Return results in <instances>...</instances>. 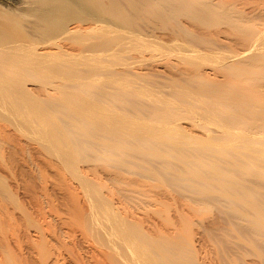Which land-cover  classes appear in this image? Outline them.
I'll list each match as a JSON object with an SVG mask.
<instances>
[{
    "label": "bare ground",
    "instance_id": "bare-ground-1",
    "mask_svg": "<svg viewBox=\"0 0 264 264\" xmlns=\"http://www.w3.org/2000/svg\"><path fill=\"white\" fill-rule=\"evenodd\" d=\"M235 1L232 0L234 2L232 3L227 0H0V153L2 155L6 150L8 153L13 151H10L11 144L9 143L8 148L6 144H8L7 139L10 137L11 131L13 134V129L17 130L18 134L22 133L20 136L33 139V142L42 145L40 147H43L44 151L47 150L50 154L55 155L74 176L73 180L79 181L83 192L81 204L85 203V205L83 207L81 205V211L80 201L76 199L77 201L74 202L73 199V202L78 203L79 207H77L78 204H75L76 208H71L75 210L72 212L73 214L70 213L73 216H71L72 219L68 217V222L73 220L72 222L76 226L72 225V222L69 225L71 224L77 229L80 228L81 235L85 240L90 239L91 244L94 245H91L90 241L84 240L85 244L87 242L94 250L89 251L90 254L88 253L86 258L82 257L78 251L80 254L75 258L78 260L77 264L202 263L197 257L198 251L195 247L196 236L192 229L195 222L188 220L189 217L186 216L188 213L183 215L181 211L180 213L176 211L179 213L177 216L182 217H178V220L184 223L179 222L182 224V226L178 225L179 229L177 225H174L178 221L174 222L175 219L172 221L174 223L170 221L173 220L170 218L172 212L167 210L168 203L165 202L163 205H166L164 207L170 214H167L165 209L160 210L159 207L161 212L159 213V210L157 212L161 218L149 222L146 220L147 223L139 215L137 218V215L133 216L125 210L122 212L120 207L114 204L113 199L110 200L109 196L107 197L103 193L102 187L105 188V184H100L99 182L102 181L95 177H89V172L86 173L83 169H79L78 164L83 158V151L91 152L90 156L95 154L94 158L96 159L102 157L103 160L112 161V164L109 163L111 167H115L114 164L116 167L121 165L127 172H133V175L136 169L133 167L134 164L136 166L140 162L136 161V158L139 157L134 156L135 152H140L138 154L143 152L141 156L147 155L149 160L151 158L150 161L153 157L154 159L159 158V160L157 159L158 163L155 160L157 163L155 165H153L155 162H152L153 164L148 167L146 165L136 166L139 171L136 170L135 174H139L140 179L145 176L152 178L153 181L156 179L158 183L160 180L165 185L167 183L176 186L181 183L184 188L185 186L190 188V193L202 196L198 205H204L203 209L206 205L209 206L212 200H215L216 203L219 202L223 208L226 207L224 211H226L229 220L227 217L228 222L225 221L226 219L224 221L229 226L226 225L227 223L223 224L229 227L228 233L235 232L236 237L233 238L230 233L229 237L231 235L233 240L236 239L230 242L226 238L227 245L222 248L223 250H221L225 244L222 245L223 240L220 238L221 242L218 239L220 243L216 241L221 245L220 247L217 244L221 250V253L219 249V251L216 250L217 253L219 252L218 257L215 255L218 258L215 259L218 260L217 263L247 264L246 255L249 252V256L251 253L259 260L260 264H264V250L262 251L264 246H260L264 245V189H262L264 187H260L264 183L259 184V187L256 186L258 184H252L257 179L258 183L260 180H264V13L259 16L262 17L261 20L257 15L260 12L255 14L256 11L253 9H251L252 12H249L250 10L247 11L246 7L239 8ZM149 16L151 20L154 17L155 21L156 19L158 22L162 21V24L165 22L167 27L170 26L167 22L175 24L174 28V25L170 26L174 33L171 34L172 37L169 40L173 43V48H169V45L166 44L168 41L162 37L145 38L149 33L146 31V34L144 33L146 36H142L144 28L138 29L141 34L136 32L137 28L142 27L141 23L145 21V24L150 19ZM182 16L192 19L193 22L198 20L200 21L198 23L202 22L205 27L211 25V29L213 26L219 27L220 25L219 29H221V25L223 27L227 25L226 27L230 29H224V31L233 30L235 33H233L235 35L233 38L240 39V41L236 42L235 40L234 42L238 45L243 41L242 44L245 43L242 45L245 46L244 51L238 50L241 44L236 47H231L230 44L229 47L233 48V53L226 57L222 56L218 51L221 43L218 42L220 46H216V48L212 46L213 49L209 50L208 53L211 54L208 56L206 52H203L205 48H202L203 51H201L202 49H198L196 44L203 40H210L211 34L208 37L205 35V40L203 34L198 35L199 32L197 35L202 39H199L198 36L196 39L195 33L187 30L182 20L179 23ZM155 21L154 23H156ZM138 23L140 27H138ZM149 25L150 29L152 26ZM188 25L186 24V26ZM220 34L218 35L217 32L220 40L211 38L222 41ZM185 35L200 42L194 43V45L193 42H190L192 45L182 42L183 45L180 39ZM217 35L216 32L214 35L212 32V36ZM187 37L184 38L187 39ZM212 39L211 42L214 41ZM222 42L225 45V42ZM218 43L216 42V45ZM212 44L214 45V43ZM242 46L240 48L243 49ZM148 49L149 51L159 50L160 53L167 54L172 51L178 57L180 54L181 59L185 57L191 68H196H193L194 71L191 68V70L185 69L187 71L184 70L183 73L181 71L180 75L184 74L182 81H180L181 76L179 79L177 76V80L172 77L169 84L165 82L166 85L154 82L153 78L152 81H149V78L146 81L144 72L132 70L131 64L136 60L129 61V59L138 57L141 59L143 57L141 55ZM135 51H139L135 53L137 54L136 58L132 54L130 57H133L130 58L129 53L134 54ZM204 59L207 62L211 61V65H214L211 68L214 70L213 73L202 70L204 68L200 69L201 65H204ZM141 60L137 62L141 63ZM158 63L161 62H157V65ZM150 75L152 74L150 73ZM162 82L164 83V81ZM184 119L193 123L189 126L191 129L181 125L180 122ZM195 127L200 128L199 130L202 129V134L194 132L192 128L198 130ZM12 134L11 138H13ZM15 134H17L16 131ZM18 134L16 136L19 138ZM38 145H36L37 148H39ZM18 148L20 147L18 146ZM22 149L25 150V147ZM93 152L94 154H92ZM176 152H180L179 155L176 156ZM97 153L101 155L100 158ZM88 156L85 158H89ZM145 156L143 157L145 158ZM85 158L82 160L84 161ZM92 159L89 160L92 161ZM172 159L177 160L178 164L173 163ZM111 170L114 171V169ZM166 175L171 177H165ZM116 180H119V177ZM171 186L167 187L171 188ZM178 186L180 187V184ZM8 188L6 183L0 180L1 191L9 195ZM173 189L177 190V188ZM70 190H72V194L67 195L72 198L73 189ZM178 191H180L179 188ZM142 193L140 194L142 195ZM144 194L146 193L144 192ZM199 196L197 199H200ZM131 197L133 196L131 195ZM195 197H192L193 200ZM197 199L195 198L196 201H198ZM208 199H211L209 204ZM153 202L156 203L155 199ZM169 206L171 208L173 205ZM191 206L193 207V204ZM84 207L85 209H83ZM175 209L177 210V208ZM163 210L164 213H162ZM191 210L193 209L191 208ZM225 216L226 214H224ZM73 217L76 219L74 220ZM224 225H219L224 228H222L223 230L220 228L222 230L220 232L227 237L228 234H225L227 229L225 230L226 226L224 227ZM238 227L239 229L243 227L241 230H246L247 233L242 234L243 231H239ZM72 228L71 230L75 232ZM210 230H213L215 234V228H210ZM44 235L41 236L42 238L38 236L39 240H42ZM39 240L33 239L35 242ZM35 242L34 245H36ZM39 242L41 243L40 245L38 243L37 247L41 249L40 246L44 247L43 245L45 243L47 245L49 241ZM73 242L72 244H75L76 241ZM49 245L48 248L46 247L48 250ZM44 251L47 252V250ZM71 253L73 252L71 251ZM8 259L11 258L8 257ZM63 259L57 256L48 262L50 264H67ZM44 260L47 261V259ZM24 261L26 262V260ZM46 261L42 260V263L39 262V264H46ZM10 262L11 260H8L7 264H11Z\"/></svg>",
    "mask_w": 264,
    "mask_h": 264
},
{
    "label": "rangeland",
    "instance_id": "rangeland-1",
    "mask_svg": "<svg viewBox=\"0 0 264 264\" xmlns=\"http://www.w3.org/2000/svg\"><path fill=\"white\" fill-rule=\"evenodd\" d=\"M226 1V0H225ZM232 2V0H227V2ZM245 0H236L235 2H237V4H236V6L237 7H239V8H244V7H246L245 9L247 10V11H249V12H252L251 11V9H253V11H256V12H254L255 14L256 13H259V14H257L258 15V18H260L261 20H262V17H259V16H262V14L261 13H264V0H246L245 2H244ZM248 1V2H247ZM239 2V3H238ZM243 2V3H242ZM232 3H234V2H232ZM250 3V4H249ZM245 4H247V5H245ZM253 13V14H254ZM264 15V14H263ZM256 16V15H255ZM150 17V16H149ZM148 17V18H149ZM151 17H152V15H151ZM151 17H150V19H148V21H149V23H148V21H146V23H148V24H144V22L143 23H141L140 24V26H142V27H140L139 26V23L137 24L138 25V27H140V28H137L136 30V32H138V33H140L141 34V32L140 31H138V29L139 30H141L142 28H144L143 30L144 31H142V36H146L145 34V31L146 32H149V33H147L148 34V37L146 36L145 38H148V39H150V38H152V36H157V37H162L164 40H166V41H168L166 44L167 45H169V48H171L172 47V44L173 43H171L169 40H170V38L172 37V33H173V28L175 27V24L174 23H172V22H167V24H169L171 27L173 26V28L171 29L170 28V26H166V23L165 22H163L164 24H162L161 22H158L157 21V19H156V21H155V19H153L152 18V20H151ZM257 17V16H256ZM264 19V18H263ZM181 20L185 23V24H183V22L181 23V25L183 24L184 25V27L187 29V30H189V31H191V32H193V33H195V35H196V39H197V36L198 35H204L203 37H205V40H206V36L208 37V36H210V34H211V36H210V40L209 39H207L208 41H204V43H203V41H201L202 42V44H201V42L200 41H197V42H200V43H198V44H196L197 42H196V39H195V41L194 40H192L191 39V36L190 35H188V36H190L189 38L187 37V35H185L186 37H187V39L186 38H184L185 36H183L180 40H181V44H183V43H188L187 45H189V44H191L192 45V43H190V42H193V45H194V43L196 44V46H197V48L199 49V48H205L204 49V51H203V49L201 50V51H203V52H206L207 54H208V56H209V54H211V53H208L209 52V50H211V49H213V47L214 48H216V46H220V44L218 43V42H220L221 43V46H220V48L218 49V51H220V55H222V56H229L230 55V53H233V48H231V47H236V45H237V40H238V38H236V37H234L233 38V36H235L234 34V31L232 30H227V31H224V29L226 30V29H230V28H227L226 26L227 25H225L224 27H223V25H221V29H219L220 28V25H219V27H217V26H213V28L215 29H211L210 28V26L208 25V27H207V25H206V27L205 26H203L202 25V22L201 23H198V22H200V21H198V20H195V22H193V20H192V22H191V20L187 17H185V16H182V18L180 17V19H179V23L181 22ZM189 22H187V21ZM153 21V22H152ZM154 21L156 22V23H154ZM197 21V22H196ZM171 23V24H170ZM190 23H192V24H190ZM197 23V24H196ZM144 24V25H143ZM149 24H151V30L149 29V27H150V25ZM154 24V25H153ZM158 24V25H157ZM177 24H178V21H177ZM186 24L188 25V26H186ZM201 25V26H200ZM155 26V27H154ZM165 26V27H164ZM191 26V27H190ZM146 27H148V28H146ZM157 27V28H156ZM162 27H164V28H162ZM189 27H190V29L192 28V30H190L189 29ZM199 27V28H198ZM203 28V29H202ZM204 28H206V29H210V30H212L211 31V33H210V30H206V29H204ZM167 29V30H166ZM171 29V30H170ZM216 29H218L217 31H216ZM159 30V31H158ZM204 30V31H203ZM221 30V31H220ZM155 31V32H154ZM197 33H196V32ZM220 31V32H219ZM231 33L232 32V34H230L229 32ZM160 32V33H159ZM201 34H200V33ZM209 32V33H208ZM212 32H213V35L215 34V32H216V35H217V32H218V35H219V33H221L220 35H221V39H222V41H224L225 42V45H224V43L222 42V41H219L220 40V36H212ZM224 34H223V33ZM228 32V33H227ZM145 33V34H144ZM151 33H153L152 35H151ZM168 33V34H167ZM199 33V34H198ZM234 33V34H233ZM144 34V35H143ZM151 36H150V35ZM158 34V35H157ZM174 34V33H173ZM198 34V35H197ZM209 34V35H208ZM206 35V36H205ZM200 36H198L199 37V39H202V38H200ZM194 37V36H193ZM214 38V39H219L218 41H216V40H214V39H212V38ZM217 37V38H216ZM183 39V40H182ZM184 39H186V40H184ZM204 39V38H203ZM211 39L212 40H214L213 42H211ZM179 40V41H180ZM192 40V41H191ZM236 40V42H234ZM186 41V42H185ZM219 44H217L216 45V42ZM231 41V42H230ZM238 41H240V39L238 40ZM183 42V43H182ZM206 42H207V44H206ZM228 42H229V44H228ZM242 42L243 41H241V43H239L237 46H240V44H241V46L242 45H244V44H242ZM169 43H171V44H169ZM212 43H214V45L212 44ZM223 43V44H222ZM233 43V44H232ZM180 44V45H181ZM210 44H212L211 46H210ZM227 44V45H226ZM232 46H231V45ZM179 45V46H180ZM184 45V44H183ZM186 45V44H185ZM186 45V46H187ZM205 45V46H204ZM176 46V45H175ZM200 46H202V47H200ZM204 46V47H203ZM213 46V47H212ZM226 46V47H225ZM229 46H231V47H229ZM240 46V47H241ZM212 47V48H211ZM239 47V49H238V47H237V49L238 50H240V51H244V47L245 46H242L243 47V49L242 48H240ZM173 48V47H172ZM210 48V49H209ZM232 50V52H230L231 50ZM149 49H152V48H149ZM149 49H148V51H144V53L141 55V56H143L141 59H138L139 57V54H138V58L137 59H129V61H134V60H136L135 62H133V63H135V64H131L132 65V70L133 71H135V69H136V71L135 72H140V73H143V74H145V76H146V81H148V78H149V81H154V82H156V83H162L161 85H166L168 82H169V80H171V78L172 77H175L176 78V80H177V76H178V79L180 78L179 76H181V79H180V81H182L183 79V75H180V74H182L183 72H185V71H187V70H189L190 68H191V65H190V63L189 62H186V59H185V57H183L184 59H185V61H184V59L182 58L181 59V56H180V54H178L179 55V57L177 56V54L176 53H173L172 51H170V54L168 53H163V52H161L160 53V51H159V53H158V51L156 50H150L149 51ZM238 50H236L237 52H239ZM139 51H135L134 52V54L131 52V53H129V57H130V55L132 54V55H134V58H136V56L135 55H137V54H135V53H138ZM155 53V54H154ZM163 53V54H162ZM235 53V52H234ZM157 54V55H156ZM162 54V55H161ZM153 55H155V56H153ZM140 56V57H141ZM152 56V57H151ZM158 56H161V57H158ZM170 56V57H169ZM131 57H133V56H131ZM130 57V58H131ZM155 57V58H154ZM178 57V58H177ZM157 58H159V59H157ZM180 58V59H179ZM167 61H166V60ZM138 60H141V63L140 62H137ZM152 60V61H151ZM205 60V59H204ZM146 61V62H145ZM144 62V63H143ZM148 62V63H147ZM157 62H161V63H158V65H157ZM177 62V63H176ZM183 62H185L186 63V65H185V63H183ZM204 62V61H203ZM202 62V63H203ZM206 62V63H205ZM205 62H204V65L202 66L201 64V68L200 69H202V68H204V69H202V70H205V71H207V72H210V73H213L214 72V70L213 69H211L212 68V66L214 67V65H211L212 63H210L211 61H208L207 62V60H205ZM138 63V64H137ZM166 63V64H165ZM170 63H171V65H170ZM179 63V64H178ZM140 64V65H139ZM141 64H143L142 66H141ZM149 64V65H148ZM152 64V65H151ZM160 64H162V65H160ZM213 64H215V63H213ZM135 65V66H134ZM181 65V66H180ZM184 65V66H183ZM190 65V66H189ZM210 65V66H209ZM172 66V67H171ZM186 66H188V67H186ZM193 66H194V64H193ZM192 66V67H193ZM176 67V68H175ZM197 67V68H198ZM178 68V69H177ZM193 68H196V67H193ZM193 68H191L192 69V71H194L193 70ZM181 69V70H180ZM185 69H187V70H185ZM190 69V70H191ZM143 70V71H142ZM174 70V71H173ZM185 70V71H184ZM148 71V72H147ZM150 71V72H149ZM155 71V72H154ZM160 71V72H159ZM181 71H182V73H181ZM147 74H146V73ZM154 73V75H158V77H156V76H154L153 75V73ZM157 72V74H155ZM163 72V73H162ZM188 72H190V71H188ZM150 73L152 74V75H150ZM165 74H166V76H165ZM160 75V76H159ZM174 75H176V76H174ZM149 76V77H148ZM151 76V77H150ZM168 76H170L169 78H168ZM154 77H156L155 79H154ZM161 77V78H160ZM153 78V79H152ZM166 78V79H165ZM174 78V79H175ZM145 79V78H144ZM152 79V80H151ZM157 79H158V81H157ZM160 79H162V81H164V83L162 82V81H160ZM163 79H165V80H163ZM165 82H167V83H165ZM169 84V83H168ZM164 89H166V88H164ZM191 122V121H190ZM181 123V125L183 126H186V127H189V126H191L192 124L191 123H189V121H186L185 119L183 120V121H181L180 122ZM186 124V125H185ZM190 129H191V127H189ZM195 128H198V127H195ZM11 129H13L12 127H11ZM200 128H198V130L197 129H193L192 128V130L194 131V132H196V133H199V134H202V132L203 131H201V130H199ZM16 131V133L18 134V131L17 130H15ZM15 131H14V129H13V134H12V131H11V133H10V137H8V139H7V143L8 144H6L7 145V148L9 147V145L11 144V146H10V151L11 150H13L14 151V149H16L13 153L11 152H7V150L5 151V153L4 154H2L1 155V153H0V180H2L3 182H5L6 183V185H7V188H8V190H9V192L10 193H8L9 195H7L6 193H4V192H2L1 190L2 189H0V192H1V194H0V261H1V259H3V261H1V264H7V261L9 260H11V264H39V262L40 263H42V260H43V262H45L46 260H44V259H47V263L46 264H50L49 262H51L52 261V259H54L55 257H57V256H60V257H62V259H63V257H65L63 260H65V262L67 263V264H77L76 262L78 261L77 259H75V258H77L76 256H78L80 253V255H82V257L84 256V258H86L85 256L86 255H89L90 253H89V251H92V247H91V245H94V244H91V242L92 241H90V239L89 240H85V238L83 237V235H81V230H80V228H78L77 229V227H75L76 225H75V223L74 222H68V220H69V218L70 219H72L71 218V216H73V215H70V213L71 214H73L72 212H74V210L75 209H71V208H76V206H75V204L77 205L78 203H74L75 201H77V200H79L80 202H79V204H80V207H81V203H82V199H83V195H82V188H81V186H80V184H79V181L78 180H73L74 178V176L70 173V171H68V169L64 166V164H62L59 160H58V158L55 156V155H53V154H50V152H48L47 150H45L44 151V149H43V147H40V146H42V145H38V143L37 142H33L34 140L33 139H30V138H28L27 136V138L24 136V137H22V136H20V135H22V133L20 134H18V136H19V138L16 136L17 134H15ZM11 134L13 135V138H11L12 136H11ZM14 136H16V137H14ZM21 137V138H20ZM22 138H24V139H22ZM11 139V140H10ZM14 140V144H13V140ZM28 139V140H27ZM18 140H19V142H18ZM29 140H30V142H29ZM32 140V141H31ZM12 141V142H11ZM23 141H24V143H23ZM16 142V143H15ZM33 142V143H32ZM10 143V144H9ZM19 143H21V144H19ZM23 143V144H22ZM13 144V145H12ZM16 144H17V146H16ZM32 144V145H31ZM130 144H132V143H130ZM27 145V146H26ZM36 145H38V147L40 148H37V146ZM129 145V144H128ZM133 145H136V144H134L133 143ZM15 146V147H14ZM18 146L21 148H18ZM32 146V147H31ZM14 147V148H13ZM25 147V150L24 149H22V148H24ZM31 148H33V149H31ZM42 148V149H41ZM31 149V150H30ZM29 150H30V152H29ZM19 151V153H17ZM23 151H25V153H23ZM39 151V152H38ZM32 152V153H31ZM134 152V151H133ZM17 153V154H16ZM30 153V154H29ZM39 153V154H38ZM82 153H84L83 154V158H85V157H87L88 155V157L89 158H85L86 159V161H85V159H84V161L82 160V159H80V161H79V164H78V166H79V169H83V171H86V173L87 172H89L88 173V175H89V177H92V178H94L95 177V179H97V180H99V181H102V182H99L100 184L101 183H104L105 184V188L104 187H102V190H104V194L108 197L109 196V199L110 200H112L113 202H114V204H117L119 207H120V210L122 211V212H124V210H125V212H129V214H133V216H135V215H137L136 217L138 218V215H139V217H141L145 222H146V220H148V222L149 221H153L154 219H158L159 220V218H161V217H159V213L161 212L160 210H162V209H165V211H169L170 213H171V215H170V218H172L173 220H170L171 222L172 221H174V219H175V221L174 222H176V221H178L177 222V224L175 223L174 225L176 226H182V224L181 223H179V222H182L181 220H178L179 218H182V217H180V216H177V215H179V213H180V211H181V213L183 214V215H185L186 213H188V214H186V216L187 217H189L188 218V220L190 221V222H195V223H193V226L194 227H192V229H193V232L195 233V235L194 236H196L195 237V247H196V249H197V251H198V254H197V257H199L198 259H199V261H201L203 264H215V263H217V261L215 260L217 257H218V253L220 252L221 253V250H223L222 248L224 247V246H226L227 244H226V241H227V239L228 240H230V242H231V240L232 241H234L233 240V238L234 237H236V235H234L235 234V232H233V233H230L231 235H232V237H231V235H230V237H231V239H230V237H229V233L227 232V231H229L228 230V228L229 227H227V226H229L228 225V220H229V217H228V215H227V213H226V211H224V208H226L225 206H224V208L221 206V204L219 203V202H217L216 203V201L215 200H212L211 201V203H210V200L211 199H208L207 201H208V204H209V206L208 205H206V207L203 209V207H204V205L203 206H199L198 205V202H200L199 200H201L202 199V196L200 197L199 195H196V194H194V193H190V188L188 189V187H186L185 186V188L181 185V183H179L180 184V187L178 186V185H176V186H178V187H176L175 185H168L167 183H166V185H165V183H163V182H161L160 180H159V183H158V181L155 179V181L157 182H155V181H153L152 180V178H147V177H143V178H141L140 179V175L139 174H135V172H136V170L137 169H139L138 167H136V166H145L146 165V167H148V166H151L154 162H155V160H159V158H157V159H154V157L152 158V161H150L151 160V158H150V160H149V157H147V155L145 156V155H142L141 156V154L143 153H141V154H138V153H140V152H135V155H134V153H133V155L134 156H136V157H139V158H136V161L137 162H139L138 164L139 165H136L135 166V164H134V168H136L134 171V175H133V172H130L129 173V171L127 172L126 170H124L125 168L122 166L121 167V165L120 166H117L116 167V164H114L115 165V167H111L110 165L112 164L111 162L112 161H110V162H108V160H106L105 158V160H103V159H101L100 158V156L101 155H99L98 153V155H99V158L100 159H98V157H97V159L96 158H94V152L92 153V154H94L92 157L90 156V154H91V152H88V153H85L84 151L82 152ZM96 153V152H95ZM116 154H117V152H115ZM114 153V154H115ZM119 153V152H118ZM173 153V152H172ZM171 153V154H172ZM177 154H176V156L177 155H179V153L178 152H176ZM38 154V155H37ZM44 154V155H43ZM47 154V155H46ZM96 154V155H97ZM113 154V155H114ZM115 154V155H116ZM119 154H121V153H119ZM145 154V153H144ZM164 154V153H163ZM167 154V153H166ZM97 155V156H98ZM112 155V154H111ZM165 155V154H164ZM170 155V154H169ZM173 155V154H172ZM174 155H175V152H174ZM22 156V157H21ZM45 158H44V157ZM117 156V155H116ZM142 158H144L143 156H145V158L144 159H142ZM27 157V158H26ZM41 157V158H40ZM47 157V158H46ZM147 157V158H146ZM151 157V156H150ZM168 157V156H167ZM5 158V159H4ZM93 158V159H92ZM133 158H135V157H133ZM3 159V160H2ZM52 159V160H51ZM92 159V161H90V160ZM95 159V160H94ZM139 159V160H138ZM154 159V160H153ZM169 160L171 159V157L169 156V158H168ZM37 160V161H36ZM83 162H82V161ZM94 160V161H93ZM98 160V161H97ZM100 160V161H99ZM143 160H146V161H143ZM158 160L156 161L157 163H158ZM88 161V162H87ZM97 163H96V162ZM102 161V162H101ZM136 161H134L135 163H137ZM171 161H174L173 163H177L178 161L176 160H174V159H172ZM10 162V163H9ZM25 162V163H24ZM81 162V163H80ZM93 162V163H92ZM101 162V163H100ZM108 164H107V163ZM113 162H115V161H113ZM148 162H150V163H148ZM153 162V163H152ZM154 163L153 165H155V164H157V163ZM4 163V164H3ZM54 163V164H53ZM91 163V164H90ZM95 163V164H94ZM106 163V164H105ZM109 163H111V164H109ZM172 163V164H173ZM175 163V164H176ZM7 164V166H5ZM15 164V165H14ZM43 164V165H42ZM50 166H49V165ZM57 166H56V165ZM178 164V163H177ZM3 165V166H2ZM17 165V166H16ZM42 165V166H41ZM61 165H63V166H61ZM81 165V166H80ZM103 165V166H102ZM107 165V166H106ZM118 165V164H117ZM10 168H9V167ZM46 166V167H45ZM104 167V168H102V167ZM106 166V167H105ZM110 166V167H109ZM113 166V165H112ZM9 168V169H7V168ZM41 167V168H40ZM92 167V168H91ZM118 167H121V168H123V169H121V168H119L118 169ZM133 168V169H134ZM111 169H114V171H115V173H114V171L113 170H111ZM117 169V170H116ZM93 170H94V173H93ZM118 170H119V172H118ZM92 171V172H91ZM113 173H112V172ZM124 171H126V172H124ZM137 171H139V170H137ZM117 172V173H116ZM121 172V173H120ZM93 173V174H92ZM99 173V174H98ZM123 173V174H122ZM120 174V175H119ZM125 174H126V176H125ZM132 174V175H131ZM41 175H43V176H41ZM63 175V176H62ZM131 175V176H130ZM186 175V174H185ZM137 176V177H136ZM167 176H170V175H166L165 177H167ZM97 177V178H96ZM118 177H119V180H116V179H118ZM171 177V176H170ZM100 178V179H99ZM112 178V179H111ZM116 178V179H115ZM127 178V179H126ZM135 178H136V180H135ZM137 178H139V179H137ZM147 178V179H146ZM169 178V177H168ZM168 178H167V180H168ZM76 179V178H75ZM114 179V180H113ZM142 179H144V180H142ZM146 179V180H145ZM162 179V178H161ZM94 180V179H93ZM97 180H95L96 182H97ZM124 180V181H123ZM132 180V181H131ZM139 180V181H138ZM148 180V181H147ZM151 180V181H150ZM251 180V179H250ZM253 180V179H252ZM256 180V179H255ZM254 180V181H255ZM122 181V182H121ZM137 181V182H136ZM141 181V182H140ZM152 181H153V183H152ZM254 181H251V182H254ZM258 181V179L255 181V183H252V184H258V185H256L257 187H259L260 185L259 184H263L264 182V180H260L259 181V183L257 182ZM58 182V183H57ZM124 182V183H123ZM126 182V183H125ZM130 182V183H129ZM136 182V183H135ZM143 182V183H142ZM149 182V183H148ZM151 182V183H150ZM170 182H172V181H170ZM135 185H134V184ZM46 184V185H45ZM74 184V185H73ZM124 184V185H123ZM130 184V185H129ZM151 184V185H150ZM160 184V185H159ZM161 184H162V186H161ZM170 184H172V183H170ZM173 184H175L174 182H173ZM261 184V185H262ZM103 185V184H102ZM127 185V186H126ZM141 185V186H140ZM153 185V187H154V189H153V187L151 188V186ZM62 186V187H61ZM75 186V187H74ZM111 186V187H110ZM131 186V187H130ZM146 188H145V187ZM159 186H161V187H159ZM167 186H171V188L170 187H167ZM122 187V188H121ZM130 187V188H129ZM136 187V188H135ZM146 189H144V188ZM260 187H264V184L262 185V186H260ZM64 188H66V189H64ZM77 188V189H76ZM117 188V189H116ZM138 188H141L140 190L142 191L143 189H144V191H140V190H136V189H138ZM149 188V189H148ZM162 188H164V189H162ZM173 188H177V190H178V188H179V190L180 191H178L177 192V190L176 189H173ZM183 188V189H182ZM44 189V190H43ZM70 189H73V197L71 198V196H68V195H71L72 194V190H70ZM81 189V190H80ZM127 189H129V190H126ZM131 189V190H130ZM152 189H153V191H152ZM157 189V190H156ZM159 189H161V190H159ZM168 189V191H165V190H167ZM182 189V190H181ZM188 189V190H187ZM262 189H264V188H262ZM8 190H7V192H8ZM63 190V191H62ZM67 190H69V191H67ZM75 190V191H74ZM133 190V191H132ZM156 190V191H155ZM171 190V191H170ZM174 190H176V191H174ZM187 190V191H186ZM4 191V190H3ZM108 191V192H107ZM124 191H126V192H124ZM149 191V192H148ZM160 191V192H159ZM184 191V192H183ZM192 191V190H191ZM6 192V191H5ZM12 192V193H11ZM60 192V193H59ZM69 192H71V193H69ZM79 192V193H78ZM106 192V193H105ZM121 192V193H120ZM125 194H123V193ZM144 192L146 193V194H144ZM151 192V193H150ZM156 192V193H155ZM167 192V193H166ZM170 193V195H169V193ZM263 192H264V190H263ZM62 193V194H61ZM65 193V194H64ZM76 193V194H75ZM129 193V194H128ZM132 193V194H131ZM140 193H142V195L140 194ZM179 193V194H178ZM181 193V194H180ZM187 193V194H186ZM3 194V195H2ZM6 194V195H5ZM13 194V195H12ZM68 194V195H67ZM78 194V195H77ZM167 194V195H166ZM174 194V195H173ZM183 194V195H182ZM65 195V196H64ZM81 195V196H80ZM128 195V196H127ZM131 195L133 196V197H131ZM136 195V196H135ZM144 195V196H143ZM151 195V196H150ZM186 197H185V196ZM192 195V196H191ZM4 196V197H3ZM9 196V197H8ZM52 196V197H51ZM58 196V197H57ZM75 196V197H74ZM117 196V197H116ZM119 196V197H118ZM122 196H124V197H122ZM126 196H127V198H126ZM135 196V197H134ZM175 198H174V197ZM177 196V197H176ZM189 196V197H188ZM196 196V197H195ZM199 196V198L200 199H197V197ZM65 197V198H64ZM78 197V198H77ZM150 197V198H149ZM164 197V198H163ZM168 197V198H167ZM183 197V198H182ZM192 197H195L198 201H196L195 200V198H194V200H193V198ZM64 198V199H63ZM71 198V199H70ZM124 198V199H123ZM131 198V199H130ZM137 198V199H136ZM175 199V201H173L174 199ZM177 198H178V200H177ZM179 198H180V201H179ZM14 199V200H13ZM73 199H74V202H73ZM77 199V200H76ZM151 199V200H150ZM154 199H155V201H156V203L155 202H153L154 201ZM158 199V200H157ZM160 199H164V200H161V201H163L162 203H161V201H160ZM191 199V200H190ZM2 200V201H1ZM7 200V201H6ZM11 200V201H10ZM18 200V201H17ZM63 200V201H62ZM68 200V201H67ZM70 200V201H69ZM168 201V202H166V201ZM58 201V202H57ZM117 201V202H116ZM183 201H184V203H183ZM18 202V203H17ZM71 202V203H70ZM74 204H73V203ZM116 202V203H115ZM133 202V203H132ZM142 202H143V204H142ZM167 204V210H166V208L164 207V206H166V205H163V204H165V203ZM186 202V203H185ZM215 202V203H214ZM54 203V204H53ZM63 205H62V204ZM146 203V204H145ZM15 204H17V205H15ZM19 204V205H18ZM79 204L77 205V207H79ZM171 204V206L173 207V209H172V207L170 208V205ZM183 204V205H182ZM185 204H187V205H185ZM193 204V207L191 206ZM196 204V205H195ZM58 205V206H57ZM73 205V206H72ZM84 205H85V203H84ZM84 205H82V207L84 206ZM121 205V206H120ZM144 205V206H143ZM161 205H163L162 207H161ZM176 205V206H175ZM190 205V206H189ZM219 205V206H218ZM2 206V207H1ZM75 206V207H74ZM179 206V207H178ZM182 206V207H181ZM197 206H199L198 207V209H196V207ZM41 207V208H40ZM44 207V208H43ZM82 207H81V211H82ZM160 207V208H159ZM169 207V208H168ZM189 207H190V209H189ZM221 207V208H220ZM50 208V209H49ZM122 208V209H121ZM160 210H159V209ZM175 208H177V210L175 209ZM181 208H182V210H181ZM184 208V209H183ZM191 208L193 209V210H191ZM223 208V209H222ZM58 209V210H57ZM69 209H71V210H69ZM78 209V208H77ZM83 209H85V207L83 208ZM152 209V210H151ZM155 209H156V211H155ZM171 211H170V210ZM180 209V210H179ZM195 209V210H194ZM55 210V211H54ZM60 210V211H59ZM69 210V211H68ZM149 210V211H148ZM159 210V211H158ZM226 210V209H225ZM54 211V212H53ZM152 211H154L155 213H153ZM159 213H158V212ZM167 211V214H170L169 212ZM175 213H174V212ZM179 211V213H177V212ZM184 211H186L185 213H184ZM193 211V212H192ZM202 211V212H201ZM61 212H62V214H61ZM135 212V213H134ZM199 212V213H198ZM223 212V213H222ZM30 213V214H29ZM75 213H77L78 214V212H75ZM148 213V214H147ZM162 213H164V210L162 211ZM166 213V212H165ZM177 213V214H176ZM15 214V215H14ZM63 214H65V215H63ZM80 214V213H79ZM192 214V215H191ZM224 214H226V216L224 217ZM33 215V216H32ZM51 215V216H50ZM63 215V216H62ZM67 215V216H66ZM158 216V218H157V216ZM191 217H190V216ZM77 215H75V217H76ZM156 216V217H155ZM175 216H176V218H175ZM185 216V217H186ZM16 217V218H15ZM30 217V218H29ZM69 217V218H68ZM169 217V216H168ZM179 217V218H178ZM220 217H222V218H220ZM228 217V218H227ZM12 218V219H11ZM25 218H28V219H25ZM74 218V217H73ZM77 218V217H76ZM76 218H74V220L76 219ZM228 220H227V219ZM31 219V220H30ZM33 219H35V221H33ZM65 219V220H64ZM226 219V220H225ZM29 220V221H28ZM50 222H49V221ZM227 221V222H225V221ZM31 221H33V223H31ZM36 221H38V222H40V223H36ZM44 221V222H43ZM47 221V222H46ZM66 221H67V223H66ZM162 220L160 219V222H161ZM217 221H218V223H217ZM30 222V223H29ZM34 222H35V224H34ZM174 222H172V223H174ZM213 222V223H212ZM51 225V227H50V225ZM69 223H71L72 225L74 224L75 226H72L71 224L69 225ZM147 223V222H146ZM183 223V222H182ZM209 223V224H208ZM212 223V224H211ZM222 223V224H221ZM223 223H227L226 225H224ZM3 224V225H2ZM47 224V225H46ZM184 224V223H183ZM36 225V226H35ZM38 225V226H37ZM41 225V226H40ZM56 225V226H55ZM60 225V226H59ZM211 225V226H210ZM219 225H221V226H223L224 225V227H225V230H226V232H225V234H228L227 235V237H225V236H223V233H221L220 232V230L223 228H221V227H219ZM49 226V227H48ZM74 227V228H72V227ZM77 226H78V224H77ZM178 226V227H179ZM219 228L218 230H217V227ZM37 227V228H36ZM38 227H41V228H38ZM205 227V228H204ZM43 228V229H42ZM46 228V229H45ZM56 228V229H55ZM62 228V229H61ZM71 228L72 229H74V231L75 232H73L72 230H71ZM182 228V227H181ZM203 228V229H202ZM210 228L211 229H214L215 228V230L216 231H214L215 232V234L213 233V230H210ZM221 228V229H220ZM242 229H243V227H241ZM241 228L239 229V227H238V229H239V231L241 230ZM3 229V230H2ZM58 229H60V230H58ZM68 229V230H67ZM179 229H180V227H179ZM206 231H205V230ZM224 229V228H223ZM222 229V230H223ZM14 230V231H13ZM42 230V231H41ZM48 230V231H47ZM51 230H53V231H51ZM62 230V231H61ZM195 230V231H194ZM221 230V231H222ZM45 231V232H44ZM67 231V232H66ZM68 231H70V232H68ZM79 231H80V234H79ZM210 231V232H209ZM238 231V230H237ZM241 231H243V230H241ZM44 232V233H43ZM55 232V233H54ZM217 232H219V233H221V234H219V233H217ZM246 232V230L245 231H243L242 232V234L243 233H245ZM58 233V234H57ZM75 233V234H74ZM193 233V234H194ZM241 233V232H240ZM247 233V232H246ZM21 234V235H20ZM26 234V235H25ZM45 234V235H44ZM51 234V235H50ZM53 234V235H52ZM56 234V235H55ZM79 234V235H78ZM42 235H44V237H43V239H45V240H39V237L40 238H42L41 236ZM77 235V236H76ZM219 235V236H218ZM234 235V236H233ZM238 235H239V233H238ZM39 236V237H38ZM45 236H46V238H45ZM61 236V237H60ZM218 236V237H217ZM223 236V237H222ZM37 237V238H36ZM212 237V238H211ZM215 237V238H214ZM50 238V239H49ZM57 238V239H56ZM223 240V242H222V240ZM223 238H225V239H223ZM227 238V239H226ZM33 239H35V241H36V239H38L39 241H42V242H44L45 243V241L47 242V241H49V242H47V245H46V243H45V245H43L44 247H42V245L40 246L41 247V249H44V250H47V252L46 251H44V250H42L41 251V249H38V243H39V245H40V243L41 242H39V241H37V242H35V241H33ZM47 239V240H46ZM60 239V240H59ZM218 239H220L221 240V242H222V247H221V245L219 244L220 243V241L218 240ZM82 240V241H81ZM90 241L89 243L91 244H88L87 242H86V244H85V241ZM3 241V242H2ZM20 243H19V242ZM66 243H65V242ZM75 242V244H72V242ZM216 241H218V242H216ZM34 242H35V244L36 245H34ZM73 242V243H74ZM79 242V243H78ZM82 242V243H81ZM216 242V243H215ZM63 243V244H62ZM215 243V244H214ZM10 244V245H9ZM29 244V245H28ZM43 244V243H42ZM48 244H50L49 245V250L47 249L48 247ZM77 244V245H76ZM221 247V250H220V247L218 246V245ZM257 244H258V242H257ZM22 245V246H21ZM62 245V246H61ZM65 245V246H64ZM70 245V246H69ZM72 245H73V247H72ZM75 245V246H74ZM9 246V247H8ZM81 246V247H80ZM87 246V247H86ZM89 246V247H88ZM261 247L262 246H264V245H260ZM8 247V248H7ZM39 247V248H40ZM47 247V248H46ZM70 247H72V248H70ZM218 247V248H217ZM16 248V249H15ZM38 250H37V249ZM71 250H70V249ZM88 248V249H87ZM217 248V249H216ZM246 248V247H245ZM245 248H244V250H245ZM23 249V250H22ZM51 249V250H50ZM68 249V250H67ZM85 249V250H84ZM220 251H219V250ZM225 249V248H224ZM7 250H9V251H7ZM94 250V249H93ZM219 251L218 253H217V251ZM248 250V249H247ZM246 250V251H247ZM264 249L262 248V251H263ZM71 251L73 252V253H71ZM78 251H80V253L78 252ZM216 251V252H215ZM249 251V250H248ZM5 254H4V253ZM13 252V253H12ZM40 252V253H39ZM78 254H77V253ZM245 252V251H244ZM22 255V257H21V255ZM47 253V254H46ZM89 253V254H88ZM13 256H12V255ZM37 254V255H36ZM60 254V255H59ZM74 256H73V255ZM75 254H77V255H75ZM246 254V253H245ZM263 254H264V251H263ZM4 255V256H3ZM7 255H9V256H7ZM15 255V256H14ZM27 255V257H25ZM42 255H43V257H42ZM50 255V256H49ZM63 255V256H62ZM215 255L217 256V257H215ZM6 256V257H5ZM19 256V257H18ZM41 256V257H40ZM213 256V257H212ZM248 256V257H247ZM251 256V257H250ZM250 256H249V252L247 253V255H246V262H248L247 264H258V262H259V260L257 259V258H255V256L254 255H252L251 253H250ZM8 257H10L11 259H8ZM25 257V258H24ZM250 257V258H249ZM5 258V259H4ZM18 258V259H17ZM21 258H22V260H21ZM42 260H41V259ZM50 258H51V260H50ZM208 258V259H207ZM7 259V260H6ZM41 261H40V260ZM218 259V258H217ZM18 260V261H17ZM24 260H26V262L24 261ZM31 260V261H30ZM38 260H39V262H38ZM211 262H210V261ZM13 261V262H12ZM22 261V262H21ZM28 261H29V263H28ZM49 261V262H48ZM84 261V260H83ZM9 263V262H8ZM201 263V264H202ZM45 264V263H44ZM218 264V263H217ZM259 264H260V262H259Z\"/></svg>",
    "mask_w": 264,
    "mask_h": 264
}]
</instances>
